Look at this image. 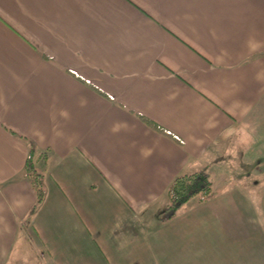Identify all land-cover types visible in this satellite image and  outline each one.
Segmentation results:
<instances>
[{
  "label": "crops",
  "instance_id": "obj_1",
  "mask_svg": "<svg viewBox=\"0 0 264 264\" xmlns=\"http://www.w3.org/2000/svg\"><path fill=\"white\" fill-rule=\"evenodd\" d=\"M263 103L264 0H0V264H208L206 202L162 222L165 193L223 187Z\"/></svg>",
  "mask_w": 264,
  "mask_h": 264
},
{
  "label": "rangeland",
  "instance_id": "obj_2",
  "mask_svg": "<svg viewBox=\"0 0 264 264\" xmlns=\"http://www.w3.org/2000/svg\"><path fill=\"white\" fill-rule=\"evenodd\" d=\"M232 143L224 159L229 176L225 183L229 184L219 186L212 174L213 192L203 207L210 218L200 220L202 237L195 230L194 240L196 234L201 239L195 250L203 247L208 264H264V103L251 114ZM235 190L240 196L233 200ZM250 190L256 191V197H247ZM219 201L221 207L216 206ZM196 205L194 200L185 209L194 210ZM247 230L248 235H244ZM34 258L39 259L36 255Z\"/></svg>",
  "mask_w": 264,
  "mask_h": 264
},
{
  "label": "trees",
  "instance_id": "obj_3",
  "mask_svg": "<svg viewBox=\"0 0 264 264\" xmlns=\"http://www.w3.org/2000/svg\"><path fill=\"white\" fill-rule=\"evenodd\" d=\"M148 124L158 132L180 143L174 135L161 127L150 122ZM40 159L45 160L44 154H39L37 148L30 144V151L24 172L36 196V202L32 208L31 214L35 213L36 210L44 204L47 196L45 174L36 167ZM212 192V176L206 169L180 174L169 185L165 193L167 203L161 221L168 222L175 219L178 213L194 200L199 204L207 202Z\"/></svg>",
  "mask_w": 264,
  "mask_h": 264
}]
</instances>
